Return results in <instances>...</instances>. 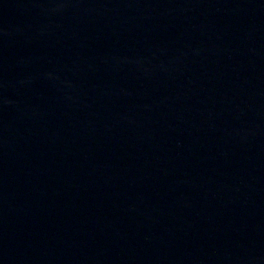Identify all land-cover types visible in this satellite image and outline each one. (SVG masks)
<instances>
[{
	"label": "water",
	"instance_id": "95a60500",
	"mask_svg": "<svg viewBox=\"0 0 264 264\" xmlns=\"http://www.w3.org/2000/svg\"><path fill=\"white\" fill-rule=\"evenodd\" d=\"M0 264H264V0H0Z\"/></svg>",
	"mask_w": 264,
	"mask_h": 264
}]
</instances>
